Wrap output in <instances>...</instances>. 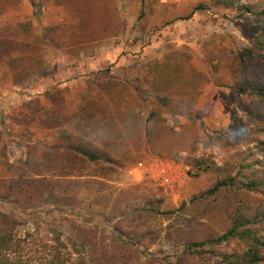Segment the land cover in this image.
Listing matches in <instances>:
<instances>
[{
	"label": "trees",
	"instance_id": "obj_1",
	"mask_svg": "<svg viewBox=\"0 0 264 264\" xmlns=\"http://www.w3.org/2000/svg\"><path fill=\"white\" fill-rule=\"evenodd\" d=\"M54 1L76 22L50 26L42 34L27 22L0 27V65L7 66L15 87L48 76L47 51L56 50L72 61L90 59L100 41L119 37L125 30L114 0ZM243 1H199L171 21H188L195 13L219 5L235 12L238 22L234 25L248 43L243 49L223 37L205 43L213 73L230 78L227 99L249 120L213 136L226 154L223 165L203 157H182L181 152H194L197 146L187 147L184 134L173 133L166 126V117L171 115L195 120L201 87L210 80L208 74L192 66L188 51L173 50L162 61L150 60L144 65L142 79L149 92L131 80H89L76 110L66 113L64 95L45 91L52 109L41 119V125L53 132L56 140L41 150L40 157L38 147L32 145L23 157L10 161L0 133V165L13 172L7 181H0L3 199L21 212L42 207L50 200L67 209H79L84 194L116 218H127L136 225L126 233H107L98 222L85 227L69 219L68 232L60 227L46 229L52 245L37 261L26 252L32 234L19 237L17 229L22 221L13 213L0 211V264L155 262L145 253L144 242L149 239L154 244L162 237L142 228L141 223L156 217L182 223L174 228L175 237L168 234L166 238L187 251L210 246L209 253L220 258L219 264H264V0L254 6ZM19 2L0 0V9ZM33 7L39 17L40 6ZM148 96L153 101L151 109L147 108ZM24 105L32 114L41 111L37 99ZM243 144L245 151L241 150ZM144 154L181 163L193 180L205 175L212 179L179 207L165 208L160 192L159 197L145 201L142 209L133 207L124 199L123 189L113 184H128L130 170ZM222 244L227 248L220 247Z\"/></svg>",
	"mask_w": 264,
	"mask_h": 264
},
{
	"label": "rangeland",
	"instance_id": "obj_2",
	"mask_svg": "<svg viewBox=\"0 0 264 264\" xmlns=\"http://www.w3.org/2000/svg\"><path fill=\"white\" fill-rule=\"evenodd\" d=\"M199 1L208 0H114L117 17L126 23L125 30L119 37L100 41L93 58L72 61L56 50H49L46 53L48 76L33 78L18 87L13 85L7 66L0 65V133L9 160L16 161L23 157L27 147L32 145L38 147L37 157H40L41 150L55 142L54 133L41 125V119L52 109L43 95L45 91L64 95L66 113L76 110L80 95L89 80L126 79L134 81L142 90L149 92L150 88L142 79L144 65L150 60L162 61L170 51L181 50L190 53L192 66L208 74L210 80L201 87L195 120L171 115L166 117V126L173 133H183L187 147L190 144L197 146L194 152H181L182 157H203L222 166L226 154L220 150L213 136L217 132L240 127L247 118L233 101L227 99L231 93L230 78L223 73H213L205 43L219 40L220 37L238 49L248 47V43L234 25V22H238L234 19L235 12L219 5L212 7L210 11L195 13L188 21L171 24L175 17L184 15ZM243 2L249 6L259 4L258 0ZM33 5L40 6L39 17H36ZM141 12L143 14L138 18ZM18 22H27L37 34H42L50 26L75 23L76 20L54 0H20L16 6L0 9V27ZM35 99L39 101L41 111L32 114L24 104ZM147 99L150 101L147 108L151 109L153 101L150 96ZM185 110L188 112V109ZM246 149L247 146L243 144L241 150ZM141 162H145L144 168L139 169L138 165L132 168L128 184V181L113 184L115 188L123 189L124 199H128L133 207L139 209H142L145 201L159 197L158 192L166 200L165 208L179 207L212 179V176L205 175L193 180L181 163L165 157L144 154ZM161 163L168 171L166 182H161L158 176L157 167ZM167 165L171 167L168 168ZM12 176L13 172L0 165V181H7ZM141 184L142 189L139 187ZM2 192L0 185V211L13 213L22 221L17 229L19 237L32 234L26 252L37 261L46 254L47 247L52 245L46 229L60 227L68 232L69 219H75L85 227L98 222L107 233H126L136 225L127 218H116L84 194H81L82 204L79 209H67L50 200L42 207L21 212L15 204L3 199ZM169 225L171 226L168 228ZM180 225L181 222L163 217L146 219L141 223L142 228L160 233L162 237L154 244H150L149 239L145 240V253L153 256L155 262L144 260L143 264H219L220 258L209 253L210 246L187 251L185 246H176L170 238H166L168 234L175 237L174 228ZM220 247L227 248L223 244Z\"/></svg>",
	"mask_w": 264,
	"mask_h": 264
},
{
	"label": "built area",
	"instance_id": "obj_3",
	"mask_svg": "<svg viewBox=\"0 0 264 264\" xmlns=\"http://www.w3.org/2000/svg\"><path fill=\"white\" fill-rule=\"evenodd\" d=\"M144 165H145V162H140L139 164H138V168L140 169V168H144ZM170 165H167V167L168 168H170L169 167ZM159 170H158V176H159V178L161 179V182H163V181H165L166 182V178H165V176H167V174H168V171H167V169H166V167H164V165L161 163L160 165L158 164V167H157Z\"/></svg>",
	"mask_w": 264,
	"mask_h": 264
}]
</instances>
